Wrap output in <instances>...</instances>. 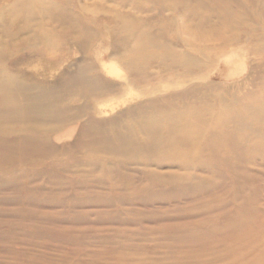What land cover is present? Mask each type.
Here are the masks:
<instances>
[{"label": "rangeland", "instance_id": "374dc122", "mask_svg": "<svg viewBox=\"0 0 264 264\" xmlns=\"http://www.w3.org/2000/svg\"><path fill=\"white\" fill-rule=\"evenodd\" d=\"M26 3L35 7L29 27L19 23ZM46 3L69 27L46 16ZM145 29L158 44L134 48L130 36ZM0 47L2 77L35 92L88 69L110 91L95 101L117 99L124 81L103 60L144 94L102 113L60 88L61 114L73 119L43 126L37 139L57 152L0 157V264H264V0H0ZM224 60L234 72L220 77ZM221 101L244 124L237 150L212 152L218 142L200 140L128 160L78 145L88 125L121 132L151 113L209 111L213 127ZM251 104L262 109L254 118L244 112ZM22 131L4 124L0 138Z\"/></svg>", "mask_w": 264, "mask_h": 264}, {"label": "bare ground", "instance_id": "6f19581e", "mask_svg": "<svg viewBox=\"0 0 264 264\" xmlns=\"http://www.w3.org/2000/svg\"><path fill=\"white\" fill-rule=\"evenodd\" d=\"M46 4H44L42 7L45 11L46 16H49L50 20H57L60 25L65 27L70 25V21L66 19V21H68L69 23L68 24L64 19L66 14L64 15V17H62L64 19L63 21L61 16H58V10L52 8V6H50L51 8H47L49 4H47V6ZM18 9H20L21 14H23V21L19 23L23 24L26 27H29L28 22H32V18L30 19V21L29 18L35 14V7L33 5H30L29 3H26L22 4V6H20ZM76 18L77 17L75 16V19ZM74 24L78 25V21H76ZM77 28L79 27L77 26ZM134 34V36L132 35L130 37L134 39V48L136 49H140L139 45L142 46V48H151L152 46L156 47V44H158L159 35L148 34L147 29L141 31V35L139 33V35H136L135 32ZM121 43L127 44L124 38L121 39ZM169 60L171 61L170 64L172 65L173 69L177 67H182L185 70L189 69L187 61L178 62L175 60H171V58ZM100 64L101 69H103L109 76H116L124 81L123 85L125 86V91L124 93L122 92L119 98L112 99L108 102H96L95 100H98L103 96H107L110 91L106 85H100L101 83L98 84L99 82L97 81V79L92 75H89L88 69H81L74 77L63 78L59 86L39 89L35 92V90L32 88L16 84L12 80L4 79L2 77L0 68V126L2 127V125L4 124L22 125V133L24 134L20 135L17 140H14L12 142H7L2 140L3 138H0L1 159L5 156H8L9 150H14L17 152L24 151L28 155H36L40 157H44L57 152L49 146H45L44 142H39L37 139H39L38 133L41 132L43 126L49 129H57V127L59 128L62 124L66 123L68 120H71L70 118L73 119V116L66 117L63 115V113L61 114L62 107H60V102L62 99L60 96V91H57L60 88L67 91L69 90V92H79V97L85 99V102H87L90 106V102L94 100V103L92 102V107L100 105L99 111L102 113L111 112L112 109L121 106L123 107L127 103L136 101L143 97L144 94L138 91V89H136L133 85L134 81L127 80V77L123 74V72L117 70L113 65H108L103 60L100 61ZM224 65L227 67V69H224V72L220 73V77H224V75L226 76V74H231L234 72V68H228V60H224ZM225 79L227 78L225 77ZM58 95L60 96V98ZM232 101L234 102V99ZM254 101H256V99ZM220 103H222V101ZM253 104H251L252 106H244L245 104L243 105L244 112H246V114H248V117L250 118L256 117V115H259L262 110H260L259 108V111L256 114V111L253 110ZM235 112L237 113V111ZM235 112L227 109V107H225L223 103L220 104L219 114L217 115V117H215L216 119L212 124L213 127H210L209 123L203 118V116L208 114L209 111L197 113H191L188 111L175 112L172 115H155L154 117L150 116L152 114L151 113L149 116H142L141 122L135 119H131L128 124L126 123L127 125L125 126L127 128L125 127L124 131H114L113 133H108L101 129L95 130L92 126L88 125L83 130L82 135L78 141V145L82 146V148H87L91 153L97 152L99 154H102L103 156H106L108 154L121 155L123 157H126L128 160L129 158L130 160H138V157L149 160V158L152 159L150 156H155L157 155V153L168 156L172 155V153L175 151H177L176 153H182L183 151L188 149V144L190 145V143L192 142L197 143L200 140H203L204 143L206 142L207 145H212V142H218L214 146V148L209 147L212 152H214V149L216 150V148L221 150L223 149V147H227L233 151L237 150L235 135L243 129L244 125H242L243 122L241 120H238L240 117L237 118L238 113L236 114ZM153 113L155 112L153 111ZM131 127L135 130L137 129L136 131L140 135V138H138V134L136 132L132 131L133 129ZM56 129L54 130L57 131ZM54 130L53 132H55ZM204 132L206 133V136L201 135ZM183 155L187 156V154L184 153ZM184 164L187 163L184 162ZM200 167H202V165ZM96 169H98L96 165H89V170H91V172H95ZM104 169L110 172L115 168L110 164ZM230 169H240L239 164H235L234 166L231 165ZM127 181H131V178H128ZM4 183L2 182L0 183V185ZM157 195L158 197H160V195L163 196L165 194Z\"/></svg>", "mask_w": 264, "mask_h": 264}]
</instances>
